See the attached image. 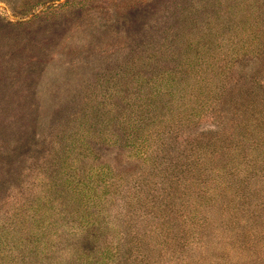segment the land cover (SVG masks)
<instances>
[{"label": "rangeland", "instance_id": "374dc122", "mask_svg": "<svg viewBox=\"0 0 264 264\" xmlns=\"http://www.w3.org/2000/svg\"><path fill=\"white\" fill-rule=\"evenodd\" d=\"M33 204L0 264H264V0H0V220Z\"/></svg>", "mask_w": 264, "mask_h": 264}, {"label": "trees", "instance_id": "16d2710c", "mask_svg": "<svg viewBox=\"0 0 264 264\" xmlns=\"http://www.w3.org/2000/svg\"><path fill=\"white\" fill-rule=\"evenodd\" d=\"M21 208H15V211L7 213L5 217L0 220V239H3L4 244L9 246L8 253L5 254V248L0 249V262L8 256H15V259L21 260L24 255L20 252L25 247H29L30 251H34V247L37 246V217L36 212L38 207L31 205L26 207L22 205ZM26 207V208H25ZM30 224V231H27L26 235H22L25 229ZM33 229V231H31ZM17 260V261H19ZM16 261V262H17Z\"/></svg>", "mask_w": 264, "mask_h": 264}]
</instances>
